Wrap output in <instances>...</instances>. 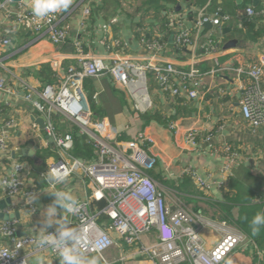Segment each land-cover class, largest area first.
Wrapping results in <instances>:
<instances>
[{
	"label": "crops",
	"instance_id": "crops-1",
	"mask_svg": "<svg viewBox=\"0 0 264 264\" xmlns=\"http://www.w3.org/2000/svg\"><path fill=\"white\" fill-rule=\"evenodd\" d=\"M29 3L30 0H0V39L12 41L11 47L0 49V79H4L6 87L13 92H0V136L3 133L7 136V150L0 152V180L14 174L17 164L25 167L20 174L22 195L16 199L2 197L0 202L11 200L3 213L17 216L9 222H18V238L42 237L51 230L60 233L63 228H71L73 218L56 203L55 191H67L76 197L77 203L87 201L92 194L90 182L84 177L74 176L57 184L55 189L41 178V173L55 163L59 155L56 141L37 123L40 118L44 120L43 115L25 99L27 86L38 94L48 85L58 86L68 68L80 66L78 54L100 56L111 63L128 58L136 64L174 65L186 70L197 67L202 72L218 64L247 67L264 55V0H101L100 4L91 5L88 18H84L83 11L89 0H72L60 16L61 27L70 34L68 42L62 46L53 45L47 33L37 32L26 20L19 21V10H30ZM248 8L255 9L256 16L252 19L246 15ZM203 17L211 21L229 17L230 21L221 27L212 22L197 27ZM184 30L192 32L188 46L177 44V36ZM44 73L50 76L52 83L46 82ZM203 84L197 99L172 97L161 91L157 75L150 73L148 90L154 106L146 115L134 110L130 96L110 76L87 79L84 90L94 120L109 123L119 142L152 140L151 144L147 142L142 146L156 161L155 172L162 176V183L156 181L160 188L171 193L176 190L174 194L184 199L186 193L194 191L198 198L192 204V197H187L186 204H195L197 214L206 219L205 222L224 221L227 229H231L234 225L226 222L221 205L230 204L232 214L238 218L236 205L242 203L231 199L235 183L242 181V178L235 180L236 174L252 171L258 161L263 181H260L262 190L257 194L264 192V128L253 133L241 113L248 78L233 71L222 72L207 76ZM34 98L40 99L38 95ZM172 122L180 126L177 135L170 128ZM54 126L57 136L74 137L73 151L79 142L92 149L90 154L81 148L83 154L78 158L96 162L93 147L87 144L88 138L76 123L55 113ZM191 129L213 134L214 140L192 147L185 141V133ZM226 146L235 151L240 161L224 174L230 156L225 151ZM188 171L208 184L209 190L204 192L198 179L188 175ZM30 191L36 195L27 199L25 195ZM236 195L240 201L246 199L243 193ZM203 201L206 209L199 208ZM102 204L105 205L101 207ZM105 206L106 201L102 199L91 203L94 213L101 212ZM102 221L106 222V218ZM212 229L207 224L200 230L210 249L220 240V234ZM112 235L116 245L105 254V259L92 256L98 264H154L140 256L134 247L124 244L115 232ZM156 241L155 232L142 238L145 245ZM246 243L229 258L231 264H253L252 252ZM8 245L9 240L0 235V247ZM35 254L44 256L46 264H59V259L48 250L39 252L28 248L21 257L32 264Z\"/></svg>",
	"mask_w": 264,
	"mask_h": 264
},
{
	"label": "built area",
	"instance_id": "built-area-1",
	"mask_svg": "<svg viewBox=\"0 0 264 264\" xmlns=\"http://www.w3.org/2000/svg\"><path fill=\"white\" fill-rule=\"evenodd\" d=\"M100 3L101 0H89V5L83 11L84 18L91 16L92 4ZM19 12L20 22L26 20L37 32L47 33L53 45L62 46L68 42L70 34L60 24L62 12L43 19L34 17L31 10L22 8ZM246 15L249 19L254 18L255 9L248 8ZM229 21V17L212 21L203 17L197 27L209 22L221 27ZM197 30L199 31L200 28ZM191 40L190 30H184L177 36V44L181 46L190 45ZM11 46V39H0V49ZM78 56L80 66L68 68L58 86L48 85L40 94L29 86L25 91L26 101L32 103L43 115L46 132L56 141L59 155V159L41 173V178L55 189L57 184H50L47 174L51 170L60 169L68 173L66 180L77 176L87 178L90 182L92 194L88 200L77 203L76 211L68 213L73 218L71 229L78 238V242L71 241L77 253L87 259L92 256L105 259V254L116 245L112 235L115 232L124 244L134 247L140 256H144L154 264H225L240 245L248 243L247 238L243 234L227 229L223 235L220 234L221 239L217 245L207 250V244L201 237L200 226L196 220L184 210L171 207L166 193L147 174L156 166V161L142 146L147 140L121 143L109 123L105 120H94L84 84L87 79L99 80L110 76L116 85L130 96L134 110L140 115H146L154 106L148 90L150 73L157 75L163 93L172 97L197 99L207 76L233 71L249 80L241 102V113L252 132L257 133L264 128V55L258 62L247 67L235 68L218 64L208 72H202L197 67L186 70L174 65L163 67L136 64L128 58L114 60L111 63L100 56L87 57L83 54ZM56 66L60 67L59 64ZM0 92L13 93L6 87V82L2 78ZM36 95L39 96V100L34 98ZM55 113H60L79 125L82 134L88 138L87 144L93 147L96 162L74 156L75 140L72 135L57 136L54 126ZM172 126L175 127L171 124V130H173ZM177 133L179 132L175 131L176 135ZM213 140V134L205 135V132L196 129L185 133L186 144L192 147L199 146L201 142L211 143ZM6 150L7 136L3 133L0 136V152ZM225 151L230 156L224 167V174L234 167V163L238 164L240 161L235 151L232 152L228 146ZM24 168L22 164H17L14 174L0 180V198L16 199L22 195L23 183L20 174ZM187 174L205 184L202 179L194 177L191 171ZM35 195L34 191H30L25 196L31 199ZM98 198L106 201L105 210L102 211L114 220V230L98 224L99 212L94 213L91 209L92 201ZM199 220L203 222L201 218ZM152 232L156 233L157 241L151 245L143 244L142 238ZM59 234L52 231L48 235L58 238ZM0 235L10 242L8 246L0 247V264H23L25 260L21 257V253L28 248L39 252L48 250L58 258L59 249L53 250L51 244L41 245L39 243L41 237L18 238L17 221L0 222Z\"/></svg>",
	"mask_w": 264,
	"mask_h": 264
},
{
	"label": "clouds",
	"instance_id": "clouds-1",
	"mask_svg": "<svg viewBox=\"0 0 264 264\" xmlns=\"http://www.w3.org/2000/svg\"><path fill=\"white\" fill-rule=\"evenodd\" d=\"M72 3V0H30L29 8L34 17L37 19H43L51 14L59 13L67 10ZM68 173L60 169H54L48 172L47 177L50 184H63L67 179ZM57 197L56 203H58L62 209L67 213H74L76 211L77 199L70 193L64 190H58L54 192ZM50 211H55L54 208H50ZM260 224H264V212H257L251 220L252 234L259 233L260 228L257 227ZM71 241H77L78 238L71 228H63L60 230L59 237L54 235L42 236L39 240L41 245L51 244L52 249H59L58 259L59 264H98L95 257L91 259L85 258L82 254H78L76 247ZM19 248V246H17ZM47 259L40 255L35 254L32 257V264H46ZM27 264V262H23ZM226 264H231V260L226 261Z\"/></svg>",
	"mask_w": 264,
	"mask_h": 264
},
{
	"label": "rangeland",
	"instance_id": "rangeland-1",
	"mask_svg": "<svg viewBox=\"0 0 264 264\" xmlns=\"http://www.w3.org/2000/svg\"><path fill=\"white\" fill-rule=\"evenodd\" d=\"M111 12H113V9L112 8H111ZM175 123H177V122H175ZM175 123L172 122L171 124H174V126H175V127L172 126L173 127V130H175L176 132H178V131H180V126H176ZM178 124L180 125L179 122H178ZM149 140H147L146 143L149 142ZM149 144H151V143L149 142ZM241 159H242V157H241ZM258 163L259 162L256 161V166L252 167L253 173H252V171H249L248 173H245V171H243L242 173H237L236 174V178H235V180H238V179H241L242 178V180H243L242 181V185H243L242 193H243L244 197L246 198L245 203H246L247 199H250L251 200V203L255 204V205H252L251 206V209H256V206L259 205V202L262 203L264 201V192L262 193V195L260 197H258L259 198L258 199V202L256 201V199L253 196L254 194H257L259 191L262 190L261 189V183H260V181H263V177L260 174V169L261 168L258 167ZM247 170L248 169H246V171ZM200 184L202 185L201 187H203L204 192H207L209 190L208 184H204V183H200L199 182V185ZM161 188H162V186H161ZM162 189L166 193V196L168 198V204L169 205L170 204L177 205V206L174 207V209L180 208V209L184 210L187 214L191 215L196 220V222L199 224L200 230L202 228H204V227H207V224H210V226L215 229V230L214 229H212V230H214L215 232H218V234L223 235L224 232H226L227 226H226V224H225L224 221L214 220L213 222H209L208 221L209 219H208L207 220L208 222H205L206 219H204L203 217L199 216V214H197L196 208H194V205L195 204L192 205V206H189V205L186 204V200L188 199L187 197H192L191 200H190V201H192V204H193V201H195L198 198V195L195 194L194 191H192L190 194L189 193H186L185 194L186 197L184 199V197L183 198L179 197V195L177 193L174 194V192H176V190H174V192L171 193V192L165 191L164 188H162ZM234 191L235 192L232 194L231 199L233 201L236 200V202L241 203L240 202L239 195H236V193H239L238 192V189H236V190L234 189ZM170 206L172 207V205H170ZM205 206L206 205L204 204V201H203L201 207H199V208L206 209ZM212 212H214V210H212ZM99 215L100 216L97 218L98 224L101 225V226H103V227H105V228H107V229H109V230H114V220L112 219V217L110 215H108L107 213L103 212V211L102 212H99ZM101 217H105L106 218V222L105 221H102L100 219ZM209 217H211V213H210ZM199 218H201L204 223L201 222L199 220ZM230 230H233L235 232H238L240 234H243L246 237V235L242 231H240L239 229L235 228L234 226ZM50 233H52V230L46 232L43 236H47ZM220 239H221V237H220ZM207 250H210V248L207 247ZM261 258H263V257L261 256Z\"/></svg>",
	"mask_w": 264,
	"mask_h": 264
},
{
	"label": "trees",
	"instance_id": "trees-1",
	"mask_svg": "<svg viewBox=\"0 0 264 264\" xmlns=\"http://www.w3.org/2000/svg\"><path fill=\"white\" fill-rule=\"evenodd\" d=\"M188 45L189 44H187L186 46ZM47 69L49 70L50 68L46 67V70ZM50 73L52 72L50 71ZM45 79L47 80L46 81L47 83H52V81L50 80V76L45 75ZM148 120L149 121L153 120V117L150 116ZM78 145L79 146H77L75 151H73L75 156L82 157L83 153H82L81 148L89 152L90 154L93 153L92 149L89 146H83L80 142ZM147 174L151 178H153L155 181L162 183L161 182L162 176L158 175L155 172V169L148 171ZM188 178L190 179V177ZM242 181L235 183L234 189H238L239 193H242V190H243ZM253 196L258 202V199H259L258 197H260L261 195L259 196V194H254ZM245 200L246 199L240 201L242 204L236 205V207L238 206L239 208L237 219L232 214V206L230 204L228 205L227 203H224L223 205H221L222 206L221 209L224 213V218L226 222L233 224L237 229H239L246 235L247 240H248L247 246L249 250H251L252 252L251 258H252L253 264H264V224H260L257 226L260 228V231L258 234L253 235L251 231V228L253 227V225H251L252 218L255 216L257 212H264V201L262 203L259 202V205L256 206V209H251V206L255 204L251 203L250 199H247L246 203H245ZM104 205L105 204H102L101 207H103ZM103 219L104 217H102V220ZM261 256L263 258H261Z\"/></svg>",
	"mask_w": 264,
	"mask_h": 264
},
{
	"label": "water",
	"instance_id": "water-1",
	"mask_svg": "<svg viewBox=\"0 0 264 264\" xmlns=\"http://www.w3.org/2000/svg\"><path fill=\"white\" fill-rule=\"evenodd\" d=\"M13 1L14 2H20L22 0H13ZM37 123L39 124V126L42 129H45V121L43 119H41V118L38 119ZM10 204H11V200L10 199L3 200V201L0 202V221L9 222L11 219L13 220V219L17 218V216L11 217V216H8L7 214L3 213V210H6L8 208V205H10Z\"/></svg>",
	"mask_w": 264,
	"mask_h": 264
}]
</instances>
